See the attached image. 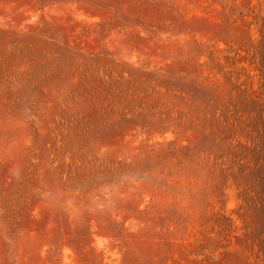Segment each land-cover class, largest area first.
Returning <instances> with one entry per match:
<instances>
[{
    "label": "rangeland",
    "instance_id": "374dc122",
    "mask_svg": "<svg viewBox=\"0 0 264 264\" xmlns=\"http://www.w3.org/2000/svg\"><path fill=\"white\" fill-rule=\"evenodd\" d=\"M0 264H264V0H0Z\"/></svg>",
    "mask_w": 264,
    "mask_h": 264
}]
</instances>
